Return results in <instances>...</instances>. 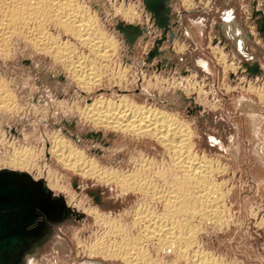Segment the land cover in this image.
<instances>
[{"label":"rangeland","instance_id":"374dc122","mask_svg":"<svg viewBox=\"0 0 264 264\" xmlns=\"http://www.w3.org/2000/svg\"><path fill=\"white\" fill-rule=\"evenodd\" d=\"M79 1L115 41L116 52L111 61L102 60L108 63L105 66L64 32L45 27L56 40L60 37V42L65 39L74 44L73 57L93 59L100 78L84 91L61 64L22 38L8 42L7 56L0 55V80L14 94L18 109L0 108V169H10L3 160L9 156L12 143L16 147L35 146L43 153L29 174L45 184L60 181L65 189L51 191L63 196L67 206L74 209L77 205L74 210L80 214L83 208H94L106 218L120 216L122 224H130L129 214L139 198L62 169L45 153L55 134L69 138L103 166L127 169L129 157L140 152L159 159L162 148L155 141L93 126L78 114L77 107L83 108L95 97L117 102L120 95H126L135 103L176 114L193 131L194 150L224 168L217 179L225 181L223 191H229L230 210L221 226L197 225L201 245L229 263L264 264V39L252 15L253 8L264 15V0H168L169 30L165 35L154 25L141 0ZM119 5L134 6L138 18L123 21L114 12ZM229 14L240 30L238 36L243 37V51L238 50L237 37L231 39L223 23ZM118 21L150 31L129 44L116 29ZM157 40L161 42L156 44ZM155 49L159 54H154ZM58 101L63 102L61 106ZM82 215L53 226L49 238L26 257L25 264H126L117 257L90 255L89 247L104 235L106 227L90 215ZM160 258L163 262L159 264H169L174 256L164 253Z\"/></svg>","mask_w":264,"mask_h":264},{"label":"bare ground","instance_id":"6f19581e","mask_svg":"<svg viewBox=\"0 0 264 264\" xmlns=\"http://www.w3.org/2000/svg\"><path fill=\"white\" fill-rule=\"evenodd\" d=\"M81 2L0 0V55L7 56L6 45L13 38H22L23 42L26 41L54 62L61 64L77 86L89 91L100 78L97 68L92 64L93 59L88 60L90 57L87 59L86 55L73 57L71 53H75L72 46L74 44L70 45L65 39L60 42V37L56 40L45 28L52 26L64 32L101 62L111 61V55L116 52L115 41L107 36L99 26L98 18L93 13L90 14ZM114 12L127 22H132L139 16L131 5H119ZM223 23L230 38L234 40L237 37L234 42L238 50L243 51V37L238 36L240 30L233 22V16L229 14ZM149 31L150 29H146L143 36ZM4 83H0V108L4 111L12 110L16 107L15 96ZM62 103L59 102V105ZM77 111L84 121L93 126L119 132L130 138H148L162 148L159 159L140 152L129 157L127 169H118L103 166L95 158L87 156L69 138L55 134L50 138L45 153L54 158L62 169L104 185H112L119 193L133 194L140 199L139 204L129 214L131 222L127 225L119 221L120 216L115 219L106 218L97 209L81 208L82 214L90 215L95 223H102L106 227L105 233L102 232L104 235H97L100 238L97 237V241L90 244V255L103 259L117 257L126 264H159L163 262L160 255L170 253L174 259L171 263L167 261L169 264H233L208 251L197 238L200 227L198 224L210 223L219 226L223 223L230 210L227 205L229 191H223L224 179H217L223 173L222 165L194 150L193 131L187 123L174 113L135 103L126 95H120L117 102L98 96L83 108L77 107ZM11 146L13 148L9 156L3 160L4 165L27 173L33 171L43 152L39 149L36 151L35 146L16 147L13 143ZM59 182L57 179L54 182L49 180L46 185L50 190L62 191L65 187ZM74 208L77 209V205Z\"/></svg>","mask_w":264,"mask_h":264},{"label":"water","instance_id":"95a60500","mask_svg":"<svg viewBox=\"0 0 264 264\" xmlns=\"http://www.w3.org/2000/svg\"><path fill=\"white\" fill-rule=\"evenodd\" d=\"M141 1L154 19V25L165 35L169 30L168 0ZM252 15L264 39L263 13L253 8ZM116 29L129 44L146 32L143 27L121 21L117 22ZM160 42L157 40L156 44ZM153 52L159 54L156 49ZM253 70L259 71L256 65ZM72 216L83 217L67 206L63 196L55 195L43 180H36L24 171L0 169V264H25L26 257L49 238L53 226Z\"/></svg>","mask_w":264,"mask_h":264},{"label":"flooded vegetation","instance_id":"af4514ba","mask_svg":"<svg viewBox=\"0 0 264 264\" xmlns=\"http://www.w3.org/2000/svg\"><path fill=\"white\" fill-rule=\"evenodd\" d=\"M73 138L75 139V137L73 136ZM75 209V208H74Z\"/></svg>","mask_w":264,"mask_h":264}]
</instances>
